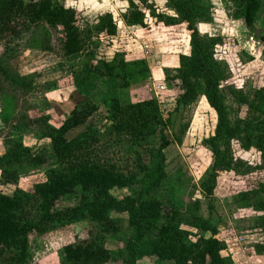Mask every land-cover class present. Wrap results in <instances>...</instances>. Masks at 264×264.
<instances>
[{
	"label": "trees",
	"instance_id": "16d2710c",
	"mask_svg": "<svg viewBox=\"0 0 264 264\" xmlns=\"http://www.w3.org/2000/svg\"><path fill=\"white\" fill-rule=\"evenodd\" d=\"M136 1L139 4L128 0L124 20L149 36L150 27L142 12L148 8L147 0ZM234 1L239 2L243 24L254 33L262 0ZM167 3L173 15L153 14L155 25L160 33H187L189 54L179 55L175 73L165 75L171 95L165 96L164 103L173 104L177 111L203 95L215 113L213 135L205 141L214 156L212 174L203 185L206 195L211 196L219 171L234 169L241 176L264 171V91L241 98L248 116L231 119L219 90L228 65L214 57V47L221 39L197 30L198 23L211 21L210 6L200 0ZM36 26L60 33V49L70 78L67 83L77 99L57 126L44 112L35 118L25 112L17 118L0 115L1 124L8 128L0 154V184L17 183L26 169L41 173V180L30 191H0V264H31L32 235L41 237L82 223L89 226L87 238L62 246L59 264H139L145 257L154 259L153 264H234L230 257L221 255L224 246L218 230L210 218L199 214L198 202L184 207L176 199L164 204L150 196L166 178L163 151L170 141L163 133L166 121L157 100L126 98L132 85L149 78L145 60L128 59L124 54L110 61L96 60L91 47L97 42H92V33L82 30L76 11L60 0H0V41L5 46ZM94 30L98 39L110 38L116 35L117 25L106 13L98 17ZM256 40L264 49V28L256 32ZM56 85L51 82L48 88ZM27 89L33 90L32 86ZM100 109L108 123L103 129L90 124ZM31 127L37 129L38 141L49 142L48 154L34 155L32 148L23 144L20 131ZM157 134L159 143L149 148L146 161L142 150L146 151ZM234 140L244 150H256L259 164L234 161L230 154ZM136 185L140 190L135 197L130 193L122 198L113 195L115 190L130 191ZM262 194L263 188L241 192L238 203L263 207ZM62 202L68 204L60 206ZM256 228L264 235V217L258 219ZM111 243L115 246L108 247ZM256 252L264 255V243Z\"/></svg>",
	"mask_w": 264,
	"mask_h": 264
},
{
	"label": "rangeland",
	"instance_id": "374dc122",
	"mask_svg": "<svg viewBox=\"0 0 264 264\" xmlns=\"http://www.w3.org/2000/svg\"><path fill=\"white\" fill-rule=\"evenodd\" d=\"M200 1L210 6L211 21L198 23L197 30L201 35L221 39L214 47V57L225 62L229 69L226 80L221 82L219 88L228 115L231 119H244L248 116V107L242 103L241 98H252L256 91H264V49L256 40V32L264 28V0L254 25V33L243 24L238 1ZM60 2L76 11L83 31L89 30L92 33V42H97L91 47L96 60L110 61L117 54H124L128 59L145 60L149 68V78L143 83L132 85L127 90L126 98L130 101L150 98L157 100L166 121L163 133L170 141L163 151L166 178L159 187L150 192V196L164 204L176 199L184 207L198 202L199 214L210 218L218 230V238L224 246L221 252L223 257H230L234 264H264V255L256 252V247L264 243V235L256 228L258 219L264 217V205L255 209L247 203H238L239 193L255 188L264 189V171L247 176H241L234 169L219 171L212 195H206L203 185L212 174L214 156L205 141L213 135L216 115L203 95L177 111L173 104L164 103L165 96L171 95L165 75L175 73L179 66V55L189 54L187 33L182 30L160 33L155 25L153 14L173 15L167 0H147L148 8H143L142 12L145 23L150 27L149 36L139 26L126 24L124 16L129 11L128 0ZM133 2L139 4L136 0ZM106 13L112 15L117 32L113 37L98 39L94 29L98 26V17ZM59 35L58 31L36 26L11 45L5 46L0 41V115H14L17 118L18 114L25 112L29 118H35L40 112H44L51 115L52 125L57 126L73 109L77 97L67 83L70 78L67 76V64L62 57ZM51 82H56L57 85L49 89L48 84ZM27 86H32L33 90L29 91ZM233 92H237V96L234 97ZM104 114L100 109L90 124L103 129L108 124ZM36 130L33 127L22 128L20 134L23 144L32 148L34 155L48 154L49 142L38 141ZM7 132L8 128L0 122V154L4 152ZM159 137L157 134L151 138L146 151L142 150L146 161L149 160V148L158 145ZM230 154L234 161L241 160L249 165L260 162L256 150H244L235 140L230 144ZM40 174L37 170L26 169L17 183L8 186L0 184V191L6 194L17 189L30 191L41 180ZM139 190L140 186L136 185L130 191L115 190L113 195L122 198L130 193L135 197ZM260 196L264 198V194ZM256 199L255 196L253 202ZM67 204L62 202L59 205ZM88 229L89 226L82 223L41 237L32 235L31 264H59L61 247L76 238H87ZM113 246L114 243L108 245ZM153 263L154 259L149 257L139 261V264Z\"/></svg>",
	"mask_w": 264,
	"mask_h": 264
},
{
	"label": "built area",
	"instance_id": "2783aa9c",
	"mask_svg": "<svg viewBox=\"0 0 264 264\" xmlns=\"http://www.w3.org/2000/svg\"><path fill=\"white\" fill-rule=\"evenodd\" d=\"M160 89V88H159ZM151 90H153V88H151Z\"/></svg>",
	"mask_w": 264,
	"mask_h": 264
}]
</instances>
